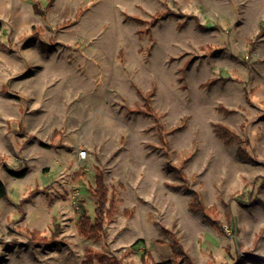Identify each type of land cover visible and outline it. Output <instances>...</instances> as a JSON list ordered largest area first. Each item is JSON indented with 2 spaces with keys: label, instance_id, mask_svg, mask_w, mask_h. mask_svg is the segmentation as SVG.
Here are the masks:
<instances>
[{
  "label": "rangeland",
  "instance_id": "1",
  "mask_svg": "<svg viewBox=\"0 0 264 264\" xmlns=\"http://www.w3.org/2000/svg\"><path fill=\"white\" fill-rule=\"evenodd\" d=\"M0 158V264H264V0H0Z\"/></svg>",
  "mask_w": 264,
  "mask_h": 264
},
{
  "label": "trees",
  "instance_id": "2",
  "mask_svg": "<svg viewBox=\"0 0 264 264\" xmlns=\"http://www.w3.org/2000/svg\"><path fill=\"white\" fill-rule=\"evenodd\" d=\"M262 27V26H261ZM258 31L259 36L263 32V28ZM151 91L147 92V94L144 97L145 100V107L144 112L148 115L154 116V119L156 120V115L154 113V110L150 107V95ZM159 132H162L163 129L161 126H158ZM223 130L221 131V136H227L229 132L231 133L232 139L237 138V135L230 131L227 127L223 126L220 127ZM163 138V136L161 135ZM163 141V139H162ZM164 142V141H163ZM165 143V142H164ZM239 155L242 158L247 159V155L245 154V151L239 150ZM1 161V158H0ZM183 163V162H182ZM165 167L167 169L173 170L178 177L182 179V181H185V175L183 171L180 168V165H175L170 162L165 163ZM17 176H22L23 173L17 172L15 174ZM95 178V187L91 191V196L95 200V209H94V217L91 219L84 208H81L77 227L78 231L83 236H98V234H102L104 232V221L107 216L110 215V213L113 210V199L107 197V187L104 182V174L102 169H97L94 175ZM7 195L6 188L4 183L0 180V198H4ZM188 209L190 212H200L202 213L206 218L208 217V214L210 212V208L205 206L203 202L199 198L198 192H195L192 190L191 192V200L188 202ZM208 219V218H207ZM59 228L56 226L54 227L53 231L51 232L49 237H46L45 235H42L37 229H29L26 228V232L29 235V238L31 241L38 243V244H44V245H50L55 242L56 234L58 233ZM172 237V248L173 249V256L172 258L163 260L161 262H158L157 264H180L181 261H183L185 264H191V260L189 259L188 255L182 248L180 242L176 237L173 235ZM85 258L82 262V264H122L121 257L108 255L105 252L94 250L93 248H86L85 251ZM148 256V253L146 250H143L141 252L142 261H145V258Z\"/></svg>",
  "mask_w": 264,
  "mask_h": 264
},
{
  "label": "built area",
  "instance_id": "3",
  "mask_svg": "<svg viewBox=\"0 0 264 264\" xmlns=\"http://www.w3.org/2000/svg\"><path fill=\"white\" fill-rule=\"evenodd\" d=\"M85 153L86 152L84 150H81L79 154H80L81 157H84L85 156Z\"/></svg>",
  "mask_w": 264,
  "mask_h": 264
}]
</instances>
